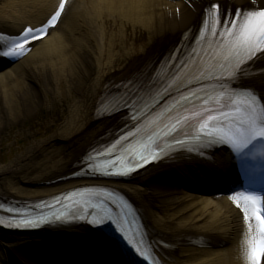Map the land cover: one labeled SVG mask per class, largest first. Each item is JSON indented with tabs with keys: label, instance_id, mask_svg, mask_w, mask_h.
Masks as SVG:
<instances>
[{
	"label": "bare ground",
	"instance_id": "1",
	"mask_svg": "<svg viewBox=\"0 0 264 264\" xmlns=\"http://www.w3.org/2000/svg\"><path fill=\"white\" fill-rule=\"evenodd\" d=\"M0 1L2 35L18 34L29 26L40 28L60 10L61 2L65 4L59 23L49 29L52 35L33 42L31 52L22 57L3 55L11 47L0 36V71L4 69L0 73V134L9 125L35 117L42 92L54 90L59 77L68 81L74 102L70 116L48 139L30 145L0 168V201L36 202L79 186L108 184L135 205L162 264H251V247L264 236L252 218L244 220L242 198L238 210L231 205L236 203L233 197L244 192L226 149L175 153L126 180L67 176L93 149L109 143L130 123L116 111L115 100L150 76L165 83L177 72L169 57L180 49L187 58L206 42L211 35L206 25L213 22L212 4H219V18L226 20L238 9H249L252 0H94L96 15L118 28L123 48L130 47L123 64L111 59L107 48L98 50L96 38L78 24V13L69 10L71 0H26L25 12L20 0ZM262 5L264 0H257L256 6ZM259 35L256 31L249 40ZM238 81L264 99V54L247 63ZM109 103L112 107L106 110ZM149 189L154 194L148 195ZM39 236L59 243V264H105L104 260L120 264L112 242L83 224L39 232H18L0 224V264H7L13 251L26 255L27 264H38L25 251V241ZM223 249L233 250L236 258L221 254ZM52 259L49 256L44 264H56Z\"/></svg>",
	"mask_w": 264,
	"mask_h": 264
},
{
	"label": "snow or ice",
	"instance_id": "2",
	"mask_svg": "<svg viewBox=\"0 0 264 264\" xmlns=\"http://www.w3.org/2000/svg\"><path fill=\"white\" fill-rule=\"evenodd\" d=\"M256 3L257 0H252L249 9H238L233 18L226 20L219 18L222 16L219 4L210 6L209 17L213 22L206 26L213 36L220 38L218 46L221 51L205 70L201 71L198 65L191 66L195 50L185 58L183 51L177 49L169 59L175 61L172 67L176 68L179 74L173 73L171 79L163 84L158 78L150 76L138 86H130L125 95L114 101L116 111L127 117L134 131L127 129L126 134H122L107 149V153L111 155L117 146L124 148V145L128 144L127 149L117 156L115 161L105 159L103 165L97 166L98 173L126 175L132 168L125 165L124 156L131 157L129 165L148 162L149 157L155 160L157 152L154 149L161 152L167 150V144L162 147L163 141L178 140L185 128H194L197 125L198 134L236 151L264 140V99H258L252 90L238 88L233 83L242 75L249 61L264 54V44L245 38L249 25L264 19V5L256 6ZM59 9L40 28L25 27L18 34V38L12 41L11 50L3 55L22 57L26 48L34 46V41L42 40L48 34V29L54 28L55 23L59 22L65 4L63 3V8L59 5ZM217 25H220L223 31H218ZM186 67L191 70L180 73V69ZM193 84L200 86L190 88ZM91 160L92 157L87 158L84 171L92 170ZM117 163L120 164L119 169L110 171L109 169H116ZM76 197L79 198L75 199ZM65 198L70 200L71 204L65 206V211L60 213L53 211L47 202H42L43 208L37 206L39 211L7 208L6 211L13 213L9 218V226H36L51 219L68 218L71 214H76L81 219L91 216L92 223L114 221L128 242L133 244L124 227L126 223H133L128 219L132 209L118 193L85 188L80 192L68 193ZM241 198L244 202V220L248 221L254 216L260 224L261 233L264 234V197L237 193L233 197L237 208L241 207ZM54 199L63 205L64 200L61 197ZM249 204L252 208L251 216ZM45 208L48 209L47 212L44 211ZM69 208L72 210L69 211ZM0 223H4V218L0 217ZM137 251L140 249L137 248ZM257 255V248L253 243L249 256L251 264H256Z\"/></svg>",
	"mask_w": 264,
	"mask_h": 264
},
{
	"label": "rangeland",
	"instance_id": "3",
	"mask_svg": "<svg viewBox=\"0 0 264 264\" xmlns=\"http://www.w3.org/2000/svg\"><path fill=\"white\" fill-rule=\"evenodd\" d=\"M25 5L26 0H20ZM2 3V1H0ZM84 3V4H82ZM94 0L80 1L72 0V8L78 12V24L82 26L89 36L96 38L98 50L105 52L106 48L111 53V59H118L122 64L127 51L130 47L122 46V33L115 26L104 23L102 17L94 11ZM111 26V27H110ZM116 28V29H115ZM51 34L49 35V37ZM110 47V49H109ZM136 48V47H135ZM110 59V60H111ZM2 69L0 73L3 71ZM56 86H52V91L42 92V104L38 114L35 117L26 119L24 122L9 125L4 132L0 134V168L8 165L17 156L21 155L32 145L48 139L52 130L60 128L70 116V110L74 102L69 91L68 81L59 77ZM215 197V196H214ZM73 242L74 239H71ZM26 250L31 256H35L38 264H44L49 256L53 258L56 264L62 261L61 248L59 243L54 240L43 241L39 236L36 239L27 240ZM208 248V247H207ZM217 253L216 249H213ZM218 254V253H217ZM225 256H233V252L223 250L221 253ZM33 256V257H34ZM7 264H15L8 258Z\"/></svg>",
	"mask_w": 264,
	"mask_h": 264
}]
</instances>
